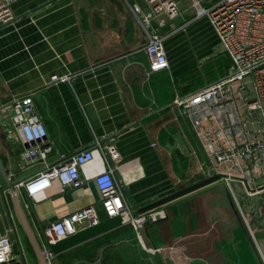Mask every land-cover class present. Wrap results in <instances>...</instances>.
Returning <instances> with one entry per match:
<instances>
[{
    "label": "crops",
    "instance_id": "crops-1",
    "mask_svg": "<svg viewBox=\"0 0 264 264\" xmlns=\"http://www.w3.org/2000/svg\"><path fill=\"white\" fill-rule=\"evenodd\" d=\"M12 14L11 22L0 25V160L10 182H24L59 163L61 155L94 149L96 138L119 153L114 176L127 191L125 201L135 214L150 211L140 234L123 225L62 252L61 261L206 264L201 251L192 257L181 244L193 233L209 231L207 187L149 206L193 184V176L200 181L209 173L188 135V127L193 130L188 118L173 105L176 96L192 93L178 76L202 64L204 39L219 45L207 20L187 23L180 15L176 20L184 29L164 42L168 68L151 73L144 52L146 34L123 0H19ZM53 75L69 79L50 83ZM168 83L175 90L171 101ZM25 96L32 98L51 147L45 163L24 161L25 146L11 126V101ZM102 170L100 164L85 166L78 186L56 184L29 201L26 211L33 232L89 206L98 208L101 196L93 177ZM6 196L7 214L12 206Z\"/></svg>",
    "mask_w": 264,
    "mask_h": 264
},
{
    "label": "built area",
    "instance_id": "built-area-1",
    "mask_svg": "<svg viewBox=\"0 0 264 264\" xmlns=\"http://www.w3.org/2000/svg\"><path fill=\"white\" fill-rule=\"evenodd\" d=\"M19 0H0V25L13 19L12 5ZM142 26L147 43L144 52L148 69L157 73L168 68L164 42L183 30L174 21L180 17L175 0H123ZM194 20L205 18L224 54L231 60L227 74L185 96H176L173 105L188 118L201 149L209 161L208 170L217 174V181L234 194L228 181L241 183L247 196L264 191V0H218L208 8L202 0H191ZM158 30H165L164 34ZM68 77L53 75L50 83L68 81ZM11 126L25 150L27 164L45 163L51 147L46 143V131L35 113L29 96L15 97L10 104ZM95 151L98 156H95ZM46 168L24 182L16 184L24 210L29 201L45 194L56 184L76 187L81 183L80 169L100 164L103 170L93 181L100 193L105 218L120 216L140 234L149 222L150 211L132 214L122 189L114 176V163L119 153L113 145H101L95 138L94 149H85ZM113 164V166H111ZM9 194V190L4 191ZM7 224L0 222V264H28L23 252H16L18 230L12 213L5 214ZM101 221L96 208L89 206L63 217L42 229V250L47 264L54 255L46 243H54Z\"/></svg>",
    "mask_w": 264,
    "mask_h": 264
},
{
    "label": "rangeland",
    "instance_id": "rangeland-1",
    "mask_svg": "<svg viewBox=\"0 0 264 264\" xmlns=\"http://www.w3.org/2000/svg\"><path fill=\"white\" fill-rule=\"evenodd\" d=\"M181 16L185 22H191L194 18V10L191 8V0H175ZM218 0H202V6L205 8L210 7L215 4ZM129 3H132L133 0H128ZM137 3L142 5L141 1L137 0ZM175 25H179V20L174 21ZM165 30H158V33L163 35ZM191 48L194 49L193 43L190 44ZM202 48V49H201ZM199 49L200 54L205 55V59L200 66H197L193 69L191 73L190 83L194 87L203 88L219 79H221L222 71L214 70L213 73L210 72V69L213 66V63L218 58L219 53L221 52V47L216 44V42L210 38L204 39L202 47ZM228 72V71H227ZM227 74V73H226ZM169 81V80H168ZM178 83V82H177ZM168 98L169 101L175 95L174 87L171 83H168ZM177 84V89L179 88ZM180 92V91H179ZM191 140L192 138L197 144L199 150L202 152V158L209 165V161L206 158L204 152L201 149L200 143L195 136L191 127H188ZM193 141V140H192ZM1 180V179H0ZM198 178L193 176L190 180V183H195ZM263 179L259 180V184H262ZM2 180L0 181V222L7 224L6 208L9 206V201L6 194L4 193L5 185H3ZM204 193H206V201L204 208L208 210V213H205V220L208 221L207 224V234L201 235L199 233L191 234L186 240L181 244V248L185 253L189 254L192 257H196L201 254L204 258L206 264H264L263 257L259 252V244L247 222V219L234 195V198L230 195V192L226 189L223 183L214 181L211 184H208L202 188H206ZM200 189V188H199ZM232 189V188H231ZM123 193L127 196V191L125 188H122ZM233 192V190H232ZM261 193H264L261 192ZM258 193V194H261ZM234 194V193H233ZM256 194V195H258ZM247 196V195H246ZM255 196V195H254ZM252 197V196H248ZM128 207L131 213L134 215L135 211L130 203ZM38 214L40 211L39 208L35 210ZM97 214L100 219L105 218L102 212L101 207H96ZM207 212V211H206ZM216 212V213H214ZM28 211H26V214ZM31 217L28 215V219ZM106 219V218H105ZM212 220L214 221L212 223ZM210 221V223H209ZM167 226V223H165ZM18 230V242L15 251L23 252L28 260V264H37L34 256L31 254L27 240L22 233L21 229L17 227ZM38 230V231H37ZM34 231L36 239L40 246L43 244L41 237L42 230L37 229ZM188 230H191L189 228ZM178 232V231H176ZM254 246V252L252 245ZM70 255V254H69ZM70 260V257L67 258ZM68 261H66L68 263ZM57 258H54L53 264H58ZM147 262V263H146ZM146 264L150 262L146 261ZM96 264H102V261H99Z\"/></svg>",
    "mask_w": 264,
    "mask_h": 264
},
{
    "label": "water",
    "instance_id": "water-1",
    "mask_svg": "<svg viewBox=\"0 0 264 264\" xmlns=\"http://www.w3.org/2000/svg\"><path fill=\"white\" fill-rule=\"evenodd\" d=\"M113 166V164H111ZM217 174L213 170H210L208 176L200 181L190 184L160 200L153 203V205L160 204L162 202L178 198L191 191L202 188L208 184L217 181ZM0 179L4 182L6 188L9 190V199L12 206V213L17 225L20 227L22 233L27 239L29 246L32 249L34 258L37 264H47L45 260V253L42 247L38 243L35 233L32 230L30 222L27 218L26 211L22 206L21 194L14 188L15 182H10L5 172L3 164L0 160ZM233 193L247 219V222L259 244V252L263 257L264 262V193L248 197L246 196L241 183L228 181ZM122 219L120 216L113 218H106L101 220L98 224L80 230L77 233L70 235L64 239L58 240L54 243H46L50 253L54 256L65 252L71 248L81 245L87 241L95 239L101 235H104L112 230L122 227ZM19 264V263H13Z\"/></svg>",
    "mask_w": 264,
    "mask_h": 264
},
{
    "label": "trees",
    "instance_id": "trees-1",
    "mask_svg": "<svg viewBox=\"0 0 264 264\" xmlns=\"http://www.w3.org/2000/svg\"><path fill=\"white\" fill-rule=\"evenodd\" d=\"M230 65H231L230 58L226 54L223 53V54L219 55L218 58L215 60V62L213 63L212 68L210 69V72L213 73L214 70H219L220 69L222 71L221 78H223L226 75V73H227ZM193 69H195V68H191L189 71L184 72V73H181L178 76V82L181 83V84H186V87H187L186 88V92H194V91L200 89L199 87H194L193 84L190 83V79H191L190 77H191V75H189L188 73L193 72L192 71ZM103 219H105V218H103ZM125 226H129V225H125ZM27 244H28V242H27ZM28 246H29V244H28ZM29 249H30L31 254L33 255V252H32V249H31L30 246H29ZM54 258H57V260L60 261L61 264H64L61 261V259H62V253L54 256Z\"/></svg>",
    "mask_w": 264,
    "mask_h": 264
}]
</instances>
